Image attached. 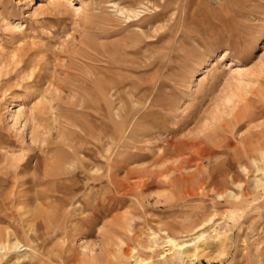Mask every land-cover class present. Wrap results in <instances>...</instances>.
<instances>
[{"label":"rangeland","instance_id":"374dc122","mask_svg":"<svg viewBox=\"0 0 264 264\" xmlns=\"http://www.w3.org/2000/svg\"><path fill=\"white\" fill-rule=\"evenodd\" d=\"M47 3L0 0V264H264V0Z\"/></svg>","mask_w":264,"mask_h":264},{"label":"bare ground","instance_id":"6f19581e","mask_svg":"<svg viewBox=\"0 0 264 264\" xmlns=\"http://www.w3.org/2000/svg\"><path fill=\"white\" fill-rule=\"evenodd\" d=\"M47 4H49V0H48V3ZM57 7V6H56ZM56 7H55V9H56ZM235 75V79H233L234 80V86H235V84H236V87H233L232 86V88L230 89H228V90H226V92L224 93V94H222L221 95V97H220V102L221 103H223V104H225V103H230L231 101H230V99H237L236 97H239V96H241L242 95V93H243V91H242V89L241 88H239L238 86V83L240 82L241 83V80L239 79V74L238 73H235L234 74ZM109 84H111V83H109ZM120 84V83H119ZM119 86V85H118ZM114 89V88H113ZM240 92V93H239ZM112 99H114V102H115V104L117 105V104H119V106H114L113 108H112V116H114L115 118H117V120L120 122L121 121V119L123 118V113H124V109H123V106H120V105H122V103H121V98H120V96L119 95H112ZM111 102V101H110ZM232 103V102H231ZM243 103V102H242ZM241 103V104H242ZM111 104H112V102H111ZM232 105V104H231ZM243 105V104H242ZM244 106V105H243ZM242 106V107H243ZM229 108H231V106L229 107ZM106 110V109H105ZM108 110V109H107ZM18 111V110H17ZM98 111V110H97ZM16 112V111H15ZM228 112H229V110H228ZM19 113H21V112H16V115H19ZM108 114V113H107ZM15 114H13V116H14ZM15 115V116H16ZM14 116V117H15ZM13 117V118H14ZM237 117L238 118H244V120H247L248 118H249V114H248V112H247V110L245 109V107H243V108H240L239 110H238V115H237ZM23 118V117H22ZM28 120V119H27ZM28 128H29V125L27 126ZM26 127V128H27ZM30 130V129H29ZM27 134V133H26ZM29 136V135H28ZM32 137L34 136V135H31ZM27 138V140L28 141H30V143L31 142H35V143H39V139H32L31 137L29 138V137H26ZM34 138V137H33ZM239 143H241V138H239L238 140H237ZM255 149H257V148H253V149H250V150H241V156L243 157V158H245V159H248V161L254 156V155H258L259 154V152H257V150L256 151H253V150H255ZM252 160V159H251ZM250 160V161H251ZM77 163L79 164V167H80V169H84V167H85V164L83 163V162H81V161H77ZM102 163V162H101ZM103 163H104V161H103ZM106 166V165H105ZM32 167H34V163H33V166ZM103 167V166H102ZM254 167V166H253ZM106 168V167H105ZM104 168V169H105ZM79 169V168H78ZM103 169V174H102V177L104 178V179H106V175H107V173H106V169L104 170ZM108 169V168H107ZM252 169V168H251ZM81 172H82V170H80ZM209 183H211L210 181H209ZM254 183V182H253ZM252 183V184H253ZM256 184V183H255ZM258 186V185H257ZM224 192V191H223ZM224 197L226 198V200L228 199V200H232L233 198V195L232 194H230L229 192H225L224 194ZM156 196V195H155ZM159 197H161L160 195H158ZM213 197L214 198H216V199H218V198H220V196L218 195V194H215V193H213ZM251 197V196H250ZM162 198V197H161ZM163 199V198H162ZM229 207V206H228ZM21 213H23V212H21ZM124 219V218H123ZM122 219V220H123ZM207 221V218L206 219H203V220H201V221H199V222H197L196 224H193V225H190L187 229H185V231H179V232H196L193 236H192V242L191 243H186V244H184V243H182L180 240H174V239H171L170 237H168V236H166V235H163L162 233H161V231H159V232H156V233H158V234H161V236H158L156 233L154 234V233H152V232H150V231H148L147 233H146V235H145V238L148 240V244L149 245H147V246H145L144 247V250L145 251H147V252H151V248H150V246L152 247L153 246V243H154V241L156 240V239H158V242H160V243H162V244H164V245H166L167 246V248L165 249V253L167 252V250H169V252L168 253H171L172 252V254H176V255H180V256H182V257H187V256H191V255H193V254H195V253H197V251H196V248H195V245L193 244V242H195V241H197V240H200V237L203 235V234H201V232L200 231H198L200 228H201V226L205 223ZM128 219L126 218V219H124L123 220V222L121 221V225L122 226H120V227H122V229H121V232L123 233L122 235H125V233H126V230H127V226H128ZM120 225V224H119ZM205 225V224H204ZM207 225V224H206ZM208 227V226H207ZM203 228V227H202ZM211 230V229H210ZM213 235H214V232H211V235L209 236V237H213ZM113 237V236H112ZM208 238V237H207ZM9 240V234L7 233V232H2L1 234H0V241L1 242H3V244H1L0 245V249H4V250H7V249H10V250H13L14 251V253L15 252H17V251H20L21 249H19V247H18V245L16 246V244L15 243H13V242H9V243H7L6 242V240ZM11 240V239H10ZM12 241V240H11ZM0 242V243H1ZM6 244V245H5ZM119 245H120V241L117 239V238H113V241H112V243H111V245H110V248H109V251H108V257L109 258H111V259H121V258H123L126 254H128L129 256H131V249L130 248H128V249H126V250H124V252L123 251H120L119 250ZM18 248V249H17ZM164 251V250H163ZM196 251V252H195ZM106 254V253H105ZM196 255V254H195ZM132 257V260H134V261H138V259H135L133 256H131ZM92 260H93V257L91 256V255H84V256H82V258H81V261H82V263L81 264H91L92 263ZM121 261V260H120ZM140 261V260H139ZM123 262V261H122Z\"/></svg>","mask_w":264,"mask_h":264}]
</instances>
